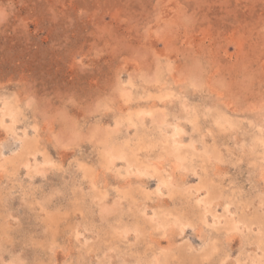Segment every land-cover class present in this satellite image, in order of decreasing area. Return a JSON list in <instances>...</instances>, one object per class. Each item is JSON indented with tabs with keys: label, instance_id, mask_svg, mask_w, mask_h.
Segmentation results:
<instances>
[{
	"label": "rangeland",
	"instance_id": "1",
	"mask_svg": "<svg viewBox=\"0 0 264 264\" xmlns=\"http://www.w3.org/2000/svg\"><path fill=\"white\" fill-rule=\"evenodd\" d=\"M0 264H264V0H0Z\"/></svg>",
	"mask_w": 264,
	"mask_h": 264
}]
</instances>
